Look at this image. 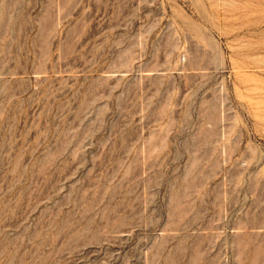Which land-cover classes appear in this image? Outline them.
<instances>
[{
  "label": "rangeland",
  "instance_id": "1",
  "mask_svg": "<svg viewBox=\"0 0 264 264\" xmlns=\"http://www.w3.org/2000/svg\"><path fill=\"white\" fill-rule=\"evenodd\" d=\"M0 264H264V0H0Z\"/></svg>",
  "mask_w": 264,
  "mask_h": 264
}]
</instances>
